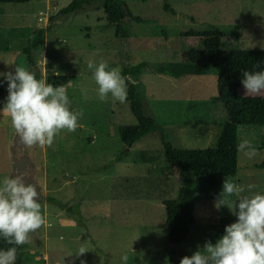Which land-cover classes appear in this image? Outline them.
<instances>
[{
	"label": "rangeland",
	"instance_id": "rangeland-1",
	"mask_svg": "<svg viewBox=\"0 0 264 264\" xmlns=\"http://www.w3.org/2000/svg\"><path fill=\"white\" fill-rule=\"evenodd\" d=\"M71 1L0 0V73L14 72L15 65L28 68L22 50L42 29L44 38L34 55V71L41 78L78 61L110 62L121 69L161 64L179 76L143 75L135 80L157 130L131 145L120 138L121 127L135 125L128 97L124 103L111 96L101 102L93 75L74 77L65 85L70 110L83 112L82 127L75 133L61 132L51 146L29 148L42 179L47 224L24 245L22 264H123L124 255L128 264H169L163 255L165 209L157 199L162 184L151 172V165L163 156L159 137L177 148L214 149L221 130L217 124H182L187 101L216 95L217 76L207 66L197 68L200 75L184 71L173 58L179 50L174 29L216 25L237 31L239 49L264 51V0H122L134 16L148 21L131 23L122 39L108 23L102 0L79 13L58 15ZM155 25L171 29L167 39L156 34ZM7 95L0 92V109ZM11 131L10 119L0 117V180L11 173L7 156ZM254 132L252 136L247 127H240L237 133L238 147L246 140L256 149L249 155L247 148L237 153L242 195L264 194V168L256 167L264 162V125L255 126ZM213 183H196V221L177 250L179 258L190 257L206 241L215 245L232 224V212L215 207L222 184ZM249 185L255 186L251 192ZM81 248L85 253L80 254Z\"/></svg>",
	"mask_w": 264,
	"mask_h": 264
},
{
	"label": "trees",
	"instance_id": "trees-1",
	"mask_svg": "<svg viewBox=\"0 0 264 264\" xmlns=\"http://www.w3.org/2000/svg\"><path fill=\"white\" fill-rule=\"evenodd\" d=\"M6 1L34 3L42 0ZM102 1L108 23L115 28V36L118 39L127 37L128 26L131 23L148 22L134 16L122 0ZM95 2L97 0H72L58 11V15L65 17L79 13ZM163 8L166 11L170 10L167 4L163 5ZM153 28L159 37L165 39L171 31L159 25ZM43 38L44 31L37 30L30 44L22 50L28 69L35 72L38 79L41 75L34 71V55ZM174 40L178 43L179 50L174 52L173 58L184 66L185 72L200 75L201 72L197 68L207 66L214 70L217 76L216 95L207 100L187 101L184 106L185 117L182 124H217L221 128L214 149L177 148L163 135L159 137L163 156L160 161L151 165V172L158 178L159 184H162L157 199L165 209L164 224L167 227L163 255L167 263L180 264L182 258L177 256V250L186 242L190 229L196 221L195 206L199 197L196 183L207 181L223 184L224 178H230L237 183L238 130L240 127H247L250 134L254 136V127L264 125V93L245 95L241 84L244 70L264 71V51L239 49L236 30L210 24L198 28H176ZM88 63L78 61L70 64L59 75H48L46 81L54 86L61 84L65 86L74 77L93 75L92 70L87 68ZM93 63L98 65L100 62ZM107 64L109 69L115 67L113 63L107 62ZM121 70L122 75L132 78L133 81L143 75L179 76L174 71L166 70L161 64L153 68L147 63H138L123 66ZM6 89L7 83L0 86V92H5ZM127 97L129 111L135 120V125L121 127L120 138L124 144L129 145L155 132L157 123L154 114L140 97L136 83L128 85ZM7 156L11 169L10 177L18 176L26 183L34 184L40 193L39 202L41 203L45 195L34 157L29 152V148L20 142L13 128L7 146ZM256 167L264 168V162ZM218 191L221 193L222 189ZM236 220L237 217L232 214L229 221L234 223ZM8 247L10 245L0 238V249L6 250ZM23 249L24 245L18 247L15 264L23 263L20 257Z\"/></svg>",
	"mask_w": 264,
	"mask_h": 264
},
{
	"label": "clouds",
	"instance_id": "clouds-1",
	"mask_svg": "<svg viewBox=\"0 0 264 264\" xmlns=\"http://www.w3.org/2000/svg\"><path fill=\"white\" fill-rule=\"evenodd\" d=\"M87 68L93 72L101 102L109 96L114 101L126 102L128 85L135 81L122 75L121 68L109 69L104 61L98 65L90 61ZM0 78V86L7 83L8 93L0 117L10 119L24 146H51L61 132L75 133L82 127L79 121L83 112L70 110L71 101L63 84L54 86L44 78L38 79L25 65H15L14 72L0 73ZM241 84L245 95L264 93V71L244 70ZM245 148V155L256 151L246 140L239 150ZM254 187L249 185L248 191ZM244 191L234 180L224 178L215 207H227L237 217L236 222L225 227V234L215 245L206 241L202 249L198 246L180 264H264V194L242 195ZM39 201L40 193L34 184L18 176L0 180V238L10 245L6 250L0 249V264H15L18 247L30 243L32 236L47 224ZM83 253L81 248L80 254ZM128 260V255L122 257L123 264H128Z\"/></svg>",
	"mask_w": 264,
	"mask_h": 264
},
{
	"label": "crops",
	"instance_id": "crops-1",
	"mask_svg": "<svg viewBox=\"0 0 264 264\" xmlns=\"http://www.w3.org/2000/svg\"><path fill=\"white\" fill-rule=\"evenodd\" d=\"M188 239V238H187ZM187 241V240H186ZM186 243V242H185Z\"/></svg>",
	"mask_w": 264,
	"mask_h": 264
},
{
	"label": "water",
	"instance_id": "water-1",
	"mask_svg": "<svg viewBox=\"0 0 264 264\" xmlns=\"http://www.w3.org/2000/svg\"><path fill=\"white\" fill-rule=\"evenodd\" d=\"M129 145H131V144H129Z\"/></svg>",
	"mask_w": 264,
	"mask_h": 264
}]
</instances>
